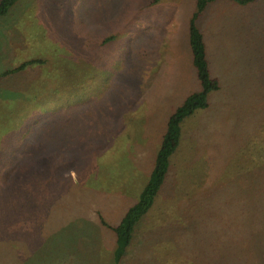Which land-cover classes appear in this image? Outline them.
<instances>
[{
  "label": "rangeland",
  "instance_id": "obj_1",
  "mask_svg": "<svg viewBox=\"0 0 264 264\" xmlns=\"http://www.w3.org/2000/svg\"><path fill=\"white\" fill-rule=\"evenodd\" d=\"M195 6L17 0L0 18V264H113L108 226L137 201L171 113L200 90ZM196 25L219 88L182 121L119 264H264V0L214 1Z\"/></svg>",
  "mask_w": 264,
  "mask_h": 264
},
{
  "label": "trees",
  "instance_id": "obj_2",
  "mask_svg": "<svg viewBox=\"0 0 264 264\" xmlns=\"http://www.w3.org/2000/svg\"><path fill=\"white\" fill-rule=\"evenodd\" d=\"M155 1L157 0H154V2ZM214 1L217 0H196L195 11L189 20V45L191 49L192 63L196 70L197 78L200 83V90L188 95L184 99V101L180 105H178L171 113L167 120L166 130L162 136L161 143L155 157V162L149 175V179L141 190L137 201L128 208L121 221L117 225L108 226L112 229L116 236V248L114 251L113 264H119L121 257L125 253L126 247L131 241L135 225L140 220V218L151 208L154 203L155 196L164 183L169 168L170 157L179 145L182 121L186 117L192 115L197 109L205 108L208 105L207 95L211 91L219 88L218 79L213 77L210 73L207 60L206 43L203 34L196 25L198 16L203 13L208 4ZM233 1L239 4H246L253 0ZM16 2L17 0H0V18L5 17L13 8ZM34 62H36L34 59L24 61L14 69L3 71L1 75L4 77L14 74ZM40 113L43 115L45 114L44 111ZM38 117L39 115L31 116L34 121ZM15 128L16 126L13 125H6L4 127L8 135L10 132L13 133L15 131ZM5 149L7 152H11L13 146H10L8 143L5 145ZM24 166L28 167L29 164L27 163ZM31 184L32 182L29 178H24L22 186H28V188L23 187L24 189H22V197L30 198V196L27 195L26 191L30 190L29 188ZM102 223L105 225L104 222Z\"/></svg>",
  "mask_w": 264,
  "mask_h": 264
},
{
  "label": "crops",
  "instance_id": "obj_3",
  "mask_svg": "<svg viewBox=\"0 0 264 264\" xmlns=\"http://www.w3.org/2000/svg\"><path fill=\"white\" fill-rule=\"evenodd\" d=\"M28 61V60H27Z\"/></svg>",
  "mask_w": 264,
  "mask_h": 264
}]
</instances>
